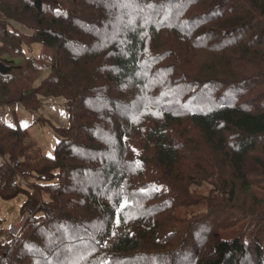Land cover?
I'll use <instances>...</instances> for the list:
<instances>
[{
    "label": "trees",
    "instance_id": "16d2710c",
    "mask_svg": "<svg viewBox=\"0 0 264 264\" xmlns=\"http://www.w3.org/2000/svg\"><path fill=\"white\" fill-rule=\"evenodd\" d=\"M167 36L219 59L193 75L182 68L186 51L163 48ZM263 63L264 0H0V105L35 111L63 98L73 129L53 155L30 163L28 127L0 121V197L25 193L22 211L30 209L19 236L0 243V264H264V211L255 207L264 196L250 178L257 168L264 178ZM128 84L145 103L112 94ZM184 117L203 144L191 128L176 138ZM15 159L28 168H14ZM227 167L231 178L220 173ZM206 182L209 193L195 202L239 230L229 237L221 230L230 226L209 222L192 252L191 224L164 197ZM243 192L253 204L241 212L233 206Z\"/></svg>",
    "mask_w": 264,
    "mask_h": 264
},
{
    "label": "rangeland",
    "instance_id": "374dc122",
    "mask_svg": "<svg viewBox=\"0 0 264 264\" xmlns=\"http://www.w3.org/2000/svg\"><path fill=\"white\" fill-rule=\"evenodd\" d=\"M201 7V6H200ZM201 8L198 9L200 11ZM9 27H14L15 29L24 32V33H30L31 31L27 29L24 25L16 24V23H10ZM165 36V34H163ZM167 42L164 43L163 48H170L172 47V50L174 48L183 49V51H186V54L189 56L188 59H186V62L182 65L183 69H186L189 67V70L192 72L193 75L196 76H203V64L206 62H212L217 61L219 59V55L212 53V51L208 48L205 49H190L187 48L189 45H186L184 43H180L178 40L177 42H174V38L171 36L165 37ZM190 39V38H185ZM188 42V41H187ZM41 47L39 44L34 45L33 54H36L40 51ZM163 50V49H162ZM180 53V52H179ZM184 56V53H180ZM169 63L174 64L173 59L169 61ZM232 65V71L237 72L241 70V66L239 63H237L235 60L231 61ZM264 66V63H263ZM205 76V75H204ZM101 84L104 85V82ZM109 84H112L109 82ZM114 85V84H113ZM114 91L112 92L113 95L119 96L122 101L128 103H132L133 101L140 100L138 104L145 103L147 98L146 96L133 84H128L125 86H122L121 88H114ZM261 87L251 88L250 92H248L245 95V98H253L255 95H259L261 92L259 91ZM155 96V93L153 92L151 95V99L148 101H151V106L153 109V104H155V100H153ZM143 98V100H141ZM261 98V97H260ZM82 103V108L84 107V103ZM0 121L10 123L12 125L17 126H27L30 136L24 141V144L26 145V153L29 158L30 163H34L37 161L42 155H53L55 153L56 146L59 142V139L62 136L70 137L73 133V129L69 123L68 120V108L66 101L63 98H52L48 99L43 102L42 107L38 110L32 111L24 108L20 103H14L11 105H0ZM191 122L187 118L182 119V124L180 126L176 125L174 128L173 133L176 136V138L179 137L180 132L186 128V130H189L188 128H191V135H195L200 137L199 143L203 144L204 141L201 137V134L199 131H197L195 128L193 129L191 125H189ZM148 126V123L144 126ZM150 127V126H149ZM178 141H181V145H179L182 149V151H185L186 146L188 142H185V138H182ZM200 145V144H196ZM192 145V147L196 146ZM184 146V148H182ZM203 146V145H202ZM206 146L204 145V148ZM202 148V149H204ZM207 149V147H206ZM258 154H262V148L258 149ZM186 162L193 167L194 163L191 162L190 159L185 158ZM19 160V159H15ZM205 168L209 171L211 170L210 162L211 157L207 156L205 158ZM3 161L2 157H0V163ZM21 165L19 166L21 169L24 170L28 168V162L27 160L21 161ZM220 172V171H219ZM224 177L231 178L232 176V170H230L229 167L226 168V172L222 173L220 172ZM261 172L257 168L254 172L251 173L250 178L253 182V190L256 192V194L263 195L264 196V178L261 177ZM17 181L22 185L27 186L28 181L30 178L25 179L20 173L16 175ZM193 189L195 192L190 193L187 196L180 195L178 190H172L165 193L164 199L169 200L173 203V212L179 217H182V219L186 220L191 224V234H193L192 239L187 241L186 249L190 251H194L197 247V240H194V233L201 232V230L207 229L209 226V222H216L217 220H220L221 222L226 218L227 215H220L215 212H209V207L207 206V202L205 200H202L200 203H196L195 200L199 197H202V195L208 194L210 190V184L206 182L203 183L201 187L193 186ZM189 198V201L186 202ZM27 195L25 193H20L16 195L12 199H4L0 197V219L2 221L1 226L4 228V233L0 235V243L1 242H8L16 237L19 236L20 232L18 230H22V228L25 225L26 221V214L30 212L29 210H26V213L24 214L22 211V205L26 201ZM203 199V198H202ZM167 201L162 202L161 205L165 204ZM253 204V197L249 193L243 192L240 196V198L235 203L234 209L241 211L239 208L245 207L246 210L251 208V205ZM257 209L264 211V202H261V204L256 205ZM33 211V208H31ZM228 212H230L231 208L228 206L226 209ZM243 212V211H241ZM264 214V213H263ZM189 216V217H188ZM216 216L219 217V219H216ZM264 216V215H261ZM185 217H187L185 219ZM234 223V222H233ZM233 223H231L230 219L222 222L223 226H230ZM199 224V225H198ZM216 224V223H214ZM219 224V223H217ZM237 224V223H236ZM236 226V225H235ZM234 227H228L221 230V233L232 237L234 236L233 230H239ZM186 238V237H185ZM178 248H183V246H179ZM185 249V248H184ZM185 251V250H183ZM188 254V253H187ZM186 253H181L180 257L184 260L191 259V255H187Z\"/></svg>",
    "mask_w": 264,
    "mask_h": 264
},
{
    "label": "built area",
    "instance_id": "2783aa9c",
    "mask_svg": "<svg viewBox=\"0 0 264 264\" xmlns=\"http://www.w3.org/2000/svg\"><path fill=\"white\" fill-rule=\"evenodd\" d=\"M11 165H12L14 168H19V166L21 165V162H20V160H13V161L11 162ZM18 231H20V230H18Z\"/></svg>",
    "mask_w": 264,
    "mask_h": 264
},
{
    "label": "snow or ice",
    "instance_id": "6c2138e0",
    "mask_svg": "<svg viewBox=\"0 0 264 264\" xmlns=\"http://www.w3.org/2000/svg\"><path fill=\"white\" fill-rule=\"evenodd\" d=\"M128 203V201L125 199L121 204H120V208H124L125 205Z\"/></svg>",
    "mask_w": 264,
    "mask_h": 264
}]
</instances>
